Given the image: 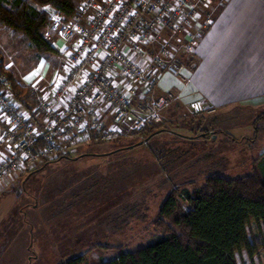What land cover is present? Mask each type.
<instances>
[{
  "label": "rangeland",
  "instance_id": "obj_1",
  "mask_svg": "<svg viewBox=\"0 0 264 264\" xmlns=\"http://www.w3.org/2000/svg\"><path fill=\"white\" fill-rule=\"evenodd\" d=\"M38 9L50 12L47 7ZM7 36L9 41H1L0 46V74L7 77L8 72L16 83L28 88L23 108L32 111L33 88L39 86L49 97L51 86L67 76L68 68L60 49L57 56L39 57L27 44ZM178 40L179 46L173 44L171 54L183 66L192 65L193 57L181 52L183 42ZM210 116L176 119L167 123L168 132H159L147 144L133 148L129 144L136 140L137 131L131 124L113 125L116 135L106 142L79 140L70 146L67 156L91 155L82 157L74 167L62 168L65 162L59 161L28 174L41 162L63 156L57 154L6 175L0 181V264H59L77 256H84L87 264L112 259L120 248L133 251L162 235L153 222L173 188H199L209 175L234 178L251 174V158L264 154V110L236 108L227 116ZM205 117L208 119H200ZM4 124L0 122V133ZM202 128L208 130L209 138L199 132ZM178 136L196 138L191 142ZM116 140L119 142L113 143ZM160 151L163 158L157 160ZM6 153L7 148H0V158ZM76 173L93 177L86 186L91 184L95 186L91 190L99 188L100 192L88 202L79 197L78 203L68 207L73 201L67 196L76 188L69 180ZM182 207L187 209L184 203ZM249 234L256 244L264 241L254 225ZM236 259L238 264H264V249L251 257L243 251Z\"/></svg>",
  "mask_w": 264,
  "mask_h": 264
},
{
  "label": "built area",
  "instance_id": "obj_2",
  "mask_svg": "<svg viewBox=\"0 0 264 264\" xmlns=\"http://www.w3.org/2000/svg\"><path fill=\"white\" fill-rule=\"evenodd\" d=\"M211 2L82 0L69 21L58 11L47 12L50 25L44 37L60 49L68 73L51 86L49 97L39 86L33 88L32 111L14 100L10 82L0 74V122L5 123L0 145L7 148L0 158V181L38 159L67 155L79 140L106 142L116 135L113 125L129 122L132 130L140 131L160 123V112L176 96L168 92L146 103L145 94L161 74L187 83L185 66L171 46L179 38L181 52L193 57L212 22ZM104 106L113 110L110 128L101 119ZM187 109L194 116L216 112L201 100L190 102Z\"/></svg>",
  "mask_w": 264,
  "mask_h": 264
},
{
  "label": "trees",
  "instance_id": "obj_3",
  "mask_svg": "<svg viewBox=\"0 0 264 264\" xmlns=\"http://www.w3.org/2000/svg\"><path fill=\"white\" fill-rule=\"evenodd\" d=\"M81 1L0 0V29L13 39L27 44L39 57L48 54L57 56L56 47L44 37V32L50 25L47 13L41 12L38 7L58 11L64 15L66 21H69L77 15ZM1 71L3 69L0 64ZM6 76L11 84L14 100L23 108L28 88L16 83L12 74L6 72ZM262 118L264 119V116ZM199 130L204 132V139L209 138L208 130L204 128ZM159 132H168L166 122L148 125L135 132L136 140H131L132 143L129 145L132 148L139 144L145 145L148 139ZM226 137L232 143L237 142L229 135ZM178 138L192 142L196 137ZM210 138L213 140V136ZM251 141L253 140L249 142ZM117 142L119 140L113 141ZM162 151L158 152L157 160L163 158ZM89 155L60 156L52 162H41L39 168L28 174L46 169L47 165L59 161L65 162L62 168L74 167L80 163L82 157ZM250 161L253 166L252 173L246 176L227 178L209 175L203 178L199 188L192 190L173 188L161 202L153 222L154 227L161 230L162 235L133 251H123L120 248L112 259L103 261L100 259L97 264H238L237 254L245 251L251 257L264 249V241L256 244L249 234V229L254 225L264 236V154L251 158ZM92 178L86 177V173H76V177L72 175L69 181L76 188L74 194L67 196L73 201L67 205L68 207L78 203L79 197L80 200L88 202L100 192L99 188L91 190L95 187L91 184L86 186ZM80 184L83 187L81 189ZM182 203L187 205L186 210L183 209ZM120 215L121 213L118 215L121 219ZM59 264L87 263L84 256H77Z\"/></svg>",
  "mask_w": 264,
  "mask_h": 264
},
{
  "label": "crops",
  "instance_id": "obj_4",
  "mask_svg": "<svg viewBox=\"0 0 264 264\" xmlns=\"http://www.w3.org/2000/svg\"><path fill=\"white\" fill-rule=\"evenodd\" d=\"M209 13L212 22L193 50L194 62L185 65L187 83L161 74L145 94L146 103L168 92L176 96L160 112L163 122L192 117L187 105L194 100L216 110L210 117L227 116L236 108L264 110V0H212ZM1 41L9 38L0 29V46ZM101 116L112 126L110 107L104 106Z\"/></svg>",
  "mask_w": 264,
  "mask_h": 264
},
{
  "label": "water",
  "instance_id": "obj_5",
  "mask_svg": "<svg viewBox=\"0 0 264 264\" xmlns=\"http://www.w3.org/2000/svg\"><path fill=\"white\" fill-rule=\"evenodd\" d=\"M213 139H214V137H213ZM18 187V186H17ZM17 192H18V190H17Z\"/></svg>",
  "mask_w": 264,
  "mask_h": 264
}]
</instances>
